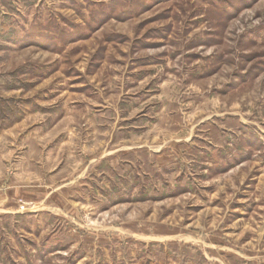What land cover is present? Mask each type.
Returning a JSON list of instances; mask_svg holds the SVG:
<instances>
[{
    "label": "rangeland",
    "instance_id": "374dc122",
    "mask_svg": "<svg viewBox=\"0 0 264 264\" xmlns=\"http://www.w3.org/2000/svg\"><path fill=\"white\" fill-rule=\"evenodd\" d=\"M0 264H264V0H0Z\"/></svg>",
    "mask_w": 264,
    "mask_h": 264
},
{
    "label": "crops",
    "instance_id": "0c3cea01",
    "mask_svg": "<svg viewBox=\"0 0 264 264\" xmlns=\"http://www.w3.org/2000/svg\"><path fill=\"white\" fill-rule=\"evenodd\" d=\"M6 188L10 189V186L9 185H5V186H3L0 189L5 190ZM3 198H4L3 201L0 203V211L3 212V214H10L11 213L10 210L6 208L5 203H4L5 200L7 199L6 198V193L3 194Z\"/></svg>",
    "mask_w": 264,
    "mask_h": 264
}]
</instances>
